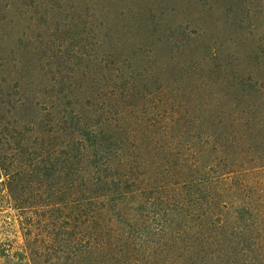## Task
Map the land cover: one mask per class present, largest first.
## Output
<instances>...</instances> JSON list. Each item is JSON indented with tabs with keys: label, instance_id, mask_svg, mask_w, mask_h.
Masks as SVG:
<instances>
[{
	"label": "trees",
	"instance_id": "trees-1",
	"mask_svg": "<svg viewBox=\"0 0 264 264\" xmlns=\"http://www.w3.org/2000/svg\"><path fill=\"white\" fill-rule=\"evenodd\" d=\"M199 1L208 7L201 9L195 0L183 3L192 9L187 14L191 21L202 27L196 35L181 26L156 27L146 15H137L128 36L113 17L109 26L112 32L118 30L104 47L124 51L119 57L112 52L109 64L94 57L81 58L73 66L65 55L51 63L33 44L25 46L19 63L9 64L4 36L0 38V173L5 177L1 184L9 203L19 210L23 238L38 246L33 252L43 264H133L126 261L136 249L133 220L145 203L132 207L129 201L150 190L137 182L144 156L159 149L149 141L139 147L132 139L138 137L133 127L143 132L152 128L142 124L132 106L142 101V90L154 75L166 82L173 76L182 78L189 65L181 62L202 58L196 73L225 90L231 102L250 107L264 98L253 80L259 77L240 72V63L219 39L223 31L235 34L242 62L259 65V51H249L242 30L245 0H221L229 3L226 12L218 7V0ZM137 38L151 40L149 45L160 60L155 62L157 72L150 74L139 66L144 59L131 48ZM173 39H182L184 47L173 51ZM213 47L216 54L210 52ZM64 60L72 75L58 69ZM109 88L114 90L108 93ZM104 96L114 100V110L125 113L126 119L129 115L135 125L115 123L119 117L102 119ZM97 117L100 120L93 122ZM160 163L157 159L156 165ZM147 164L150 169L146 160ZM186 184L182 188L195 196L196 189ZM0 264H31L27 247L0 242Z\"/></svg>",
	"mask_w": 264,
	"mask_h": 264
},
{
	"label": "rangeland",
	"instance_id": "rangeland-1",
	"mask_svg": "<svg viewBox=\"0 0 264 264\" xmlns=\"http://www.w3.org/2000/svg\"><path fill=\"white\" fill-rule=\"evenodd\" d=\"M186 1L0 0V38L4 36L9 64L19 63L25 46L30 44L43 49L40 55L45 56L41 58L51 63L57 64L65 55L73 60V66L74 61L94 57L109 64L112 52L119 57L124 50L105 49V41L111 40L118 27L129 36L137 15H146L156 27L181 26L196 35L202 27L187 15L192 9L183 4ZM195 2L203 10L209 5ZM217 2L226 12L229 3ZM245 7L242 30L249 51H259V65L242 62L243 52L236 48L235 34L223 31L219 39L222 48L240 63V72L259 77L253 80L264 93V0H245ZM113 17L119 26L112 32L109 25ZM150 41L137 38L131 48L144 59L139 66L152 74L157 72L155 62L160 60ZM172 44L173 51L184 47L182 39H173ZM210 52L216 54L218 50L213 47ZM166 54L175 57L172 51ZM201 59L183 60L181 64L189 68L182 78L173 76L166 82L154 75L142 90V101L132 106L142 124L152 127L146 132L133 127L138 137L132 139L139 147L149 141L159 151L153 148L149 157L144 156L150 169L143 158V174L137 182L150 190L129 201L132 207L141 202L145 206L133 220L136 227L131 237L136 249H132L127 262L264 264V98L250 107L231 102L225 90L196 73ZM65 60L58 69L72 75ZM113 90L109 88L108 93ZM107 97H103L105 105L100 110L102 119L119 117L115 123L135 125L129 115L126 119L125 113L115 111V101ZM157 159H161L160 165H156ZM4 179L0 173V242L24 244L31 264H43L33 252L38 246L22 236L19 210L9 203L1 184ZM183 183L196 189L195 196H188Z\"/></svg>",
	"mask_w": 264,
	"mask_h": 264
}]
</instances>
